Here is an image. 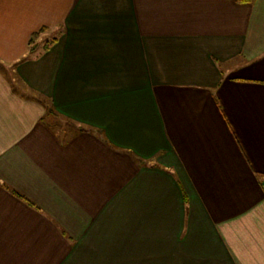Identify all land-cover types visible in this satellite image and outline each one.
Instances as JSON below:
<instances>
[{"label": "crops", "instance_id": "crops-1", "mask_svg": "<svg viewBox=\"0 0 264 264\" xmlns=\"http://www.w3.org/2000/svg\"><path fill=\"white\" fill-rule=\"evenodd\" d=\"M0 264H264V0H0Z\"/></svg>", "mask_w": 264, "mask_h": 264}, {"label": "trees", "instance_id": "trees-1", "mask_svg": "<svg viewBox=\"0 0 264 264\" xmlns=\"http://www.w3.org/2000/svg\"><path fill=\"white\" fill-rule=\"evenodd\" d=\"M237 2H246L249 0H236ZM45 28L42 27L40 30L35 31L32 35L31 38L29 40V45L31 47V49L36 50L37 46H36V41L38 39V37L40 36V33L44 30ZM58 39V34L54 35L51 39H48L44 42L41 51H47L52 44H54ZM50 113H55L56 111L54 110L53 107L50 106L49 109Z\"/></svg>", "mask_w": 264, "mask_h": 264}, {"label": "rangeland", "instance_id": "rangeland-1", "mask_svg": "<svg viewBox=\"0 0 264 264\" xmlns=\"http://www.w3.org/2000/svg\"><path fill=\"white\" fill-rule=\"evenodd\" d=\"M55 35H56V34H55ZM53 36H54V34L47 35V36L44 37V38L42 39V41H40L39 43L36 42V46H37V48L42 49V46H43L44 42H45L46 40H48V39H51ZM37 48H36V49H37ZM6 75L9 76V79L14 80L13 76L11 75V73H10L9 71L6 72ZM17 89H19V87H18ZM58 122H59V125H62V124H65V123L67 124V122L62 121L61 119H59Z\"/></svg>", "mask_w": 264, "mask_h": 264}]
</instances>
